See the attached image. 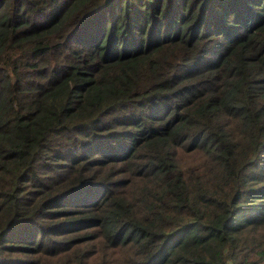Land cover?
<instances>
[{
	"label": "trees",
	"instance_id": "obj_1",
	"mask_svg": "<svg viewBox=\"0 0 264 264\" xmlns=\"http://www.w3.org/2000/svg\"><path fill=\"white\" fill-rule=\"evenodd\" d=\"M0 264H264V0H0Z\"/></svg>",
	"mask_w": 264,
	"mask_h": 264
}]
</instances>
